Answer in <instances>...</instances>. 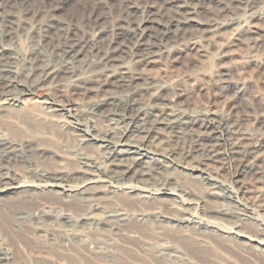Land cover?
I'll use <instances>...</instances> for the list:
<instances>
[{"label": "rangeland", "instance_id": "374dc122", "mask_svg": "<svg viewBox=\"0 0 264 264\" xmlns=\"http://www.w3.org/2000/svg\"><path fill=\"white\" fill-rule=\"evenodd\" d=\"M39 1L28 3L34 7ZM50 1L53 7L48 14H33V9L26 10L21 3L0 8V16L11 12L22 21L11 38H6L1 34L0 18V50L19 57L12 67L14 74H20L23 58L39 53L46 59L52 57L51 48L43 41L46 33L39 30L40 21L51 15L53 25L48 36L54 40L60 28L70 27L80 36L88 33L102 42L111 35L105 28L121 17L135 20L129 23L124 19L128 32L135 24H141L147 25L148 35L159 32L175 17L180 25L174 24L172 31L179 28L185 35L171 42L167 54L157 56L153 62H128L124 66L153 80L156 86H165L162 96L173 99L174 110L185 108L207 118L213 113L231 117L252 115V122L255 118L264 121V0ZM93 8L105 20V31H93L83 22ZM121 38L123 44L132 41L129 37ZM85 60L83 54L79 63ZM175 91L180 95L174 96ZM53 96L60 100L59 110L47 113L41 109V103L46 99L52 102ZM58 96L54 88H31L26 95V109L0 113L5 115L0 116V136L7 137L12 144L10 152L0 157V190L18 183L31 184L43 174L58 171L75 174L71 183L82 184L81 172L95 168L86 159L98 163L105 160V149L83 142L85 131L103 132L110 124L106 115L110 106L93 110V103L103 94L65 92ZM70 101L82 116V130L68 115ZM257 130L264 134V128ZM175 140L174 155L167 161L170 181L183 190L185 198L202 202L204 210L200 215L209 219L211 228L202 231L201 225H178L184 208L192 206L127 195L109 197L108 189L99 185L87 186L83 196L69 199L31 187L10 189L0 191V264H264L263 250L225 233L238 226L246 234L264 238V210L254 206L250 199H242L252 209L250 212L231 204L234 213L222 215L220 210L228 203L211 193V181L237 190V180L244 178L237 174L230 160L229 147L216 145L220 152L217 162L203 167L208 174L197 171L191 175L185 170L190 161L186 151L193 144L191 135ZM4 150L0 148V155ZM255 186L264 201V180ZM107 210L126 214L128 221L118 231L111 230L107 220L87 224L88 214L101 217ZM193 211L197 213L196 209ZM64 216L73 219L75 230L83 234L81 237L58 227L57 224L64 226Z\"/></svg>", "mask_w": 264, "mask_h": 264}, {"label": "bare ground", "instance_id": "6f19581e", "mask_svg": "<svg viewBox=\"0 0 264 264\" xmlns=\"http://www.w3.org/2000/svg\"><path fill=\"white\" fill-rule=\"evenodd\" d=\"M28 1L0 0L2 6L0 8L5 9L21 3L26 10L33 9V14L41 12L48 14L47 11L50 13L53 7L50 0H40L34 7L30 6ZM0 18L3 23V30L1 29L3 37L11 38L15 28L22 26V21L11 12L2 13ZM52 19L51 15L50 18L42 19L39 23V30L46 33L43 41L52 50L51 58L46 59L41 53L23 58L21 72L16 75L12 67L19 62L18 55L0 50V113L13 109H26V95L31 88H54L60 95L58 97L65 92L74 94H85L88 91L101 92L102 98L92 102L93 110L101 111L104 106H110L106 112L110 124L103 132L84 130L83 142L96 144L105 149L107 151L105 160L98 163L91 158L86 159L94 163L95 168L81 170L80 175L84 178L82 184L71 183L75 174L58 171L43 174L40 178H36L34 183H18L0 191L26 190L31 187L48 190L69 199L77 195L83 196L87 186L99 185L108 189L109 197L127 195L141 199L169 201L172 205L192 206V208H184L183 217L177 219L178 225L181 224L182 227L192 224L201 225L203 231L205 230L203 228L212 227L209 219L200 215L204 205L200 201L185 198L182 194L183 190L172 184L171 172L168 169L170 166L167 164L168 159L174 155L175 138L191 135L193 144L186 151V157L190 161L185 166L189 174L195 175L197 171L202 175L208 174L203 167L211 162H217L220 152L216 145L225 144L229 147L230 160L236 166L237 174L244 177L243 180H237L239 183L237 190H231L232 188L215 180L211 181V193L224 203H228L220 210L222 215L234 213L233 208H230L231 204L243 206L242 211L250 212L252 209L245 206L242 199H250L254 206L264 210L261 192L255 186L264 180V134L257 130L264 128V121L255 118L252 122L250 118L252 115L231 117L213 113L212 117L207 118L203 113L192 114L185 108L174 110L173 99L166 100L167 98L162 96L165 86H156L153 80L145 79L139 73L133 72L130 67L124 66L128 62L133 64L153 62L157 56L167 54L171 42L185 35V31H180L179 28L172 31L174 24L179 27L178 19L173 17L160 28L159 32L148 35L147 25L141 24H135L132 32H128L124 27L126 22L124 19L129 23L135 20L121 17L105 28L111 35L103 42L94 35L87 33L80 36L73 28L62 26L57 39L54 40L48 36L53 25ZM83 22L93 31L98 33L105 31L103 27L105 20L94 8ZM108 27L110 30L107 29ZM121 37L126 39L129 37L132 41L129 45L123 44L120 42ZM83 54L87 60L79 63ZM175 95L180 94L175 91ZM49 100L46 99L41 103V109L47 113L58 111L57 104L60 100L54 96L52 102ZM69 106L68 115L75 119L72 123L82 130L83 120L82 116L78 115L77 106L73 101L72 103L70 101ZM2 147L5 150L0 157L10 152L8 149L12 147L11 141L3 135L0 136V148ZM85 198L88 200L90 197ZM191 209H196L197 213L191 212ZM63 220L64 226L57 224L58 227L65 228L66 232L77 237L83 235L79 230H75L71 217L64 216ZM103 220L110 222L111 230L118 231L128 221V217L114 210L105 211L101 217L93 213L86 217L87 224H100ZM225 233L242 240L245 245L264 251V238L246 234L238 226Z\"/></svg>", "mask_w": 264, "mask_h": 264}]
</instances>
